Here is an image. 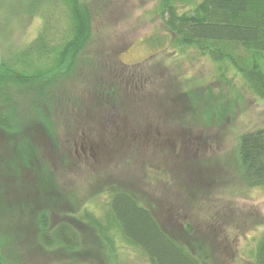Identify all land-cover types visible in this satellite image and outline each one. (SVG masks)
<instances>
[{
    "label": "rangeland",
    "instance_id": "1",
    "mask_svg": "<svg viewBox=\"0 0 264 264\" xmlns=\"http://www.w3.org/2000/svg\"><path fill=\"white\" fill-rule=\"evenodd\" d=\"M92 3L91 47L79 60L92 56L103 63L101 71L113 70L106 79L117 86L115 97L99 102L92 96L94 83L86 85L80 68L72 78H59L66 102L50 109L53 138L48 141L40 128L33 130V138L25 139L31 146L38 139L42 148L27 146L30 157L21 159L23 171L0 172V260L150 264L117 235L111 250L87 225L88 216L105 212L113 185L156 203L157 216L176 231L192 229L198 245L206 241L204 264H255V245L264 234V185L242 182L236 160L241 135L264 128V100L229 64L176 46L159 0ZM190 7L178 4V11ZM43 26L50 27L49 45L62 43L69 26L63 0H0V65L12 68ZM38 55L19 67L49 69ZM130 79L137 84L128 86ZM30 114L16 100L14 119L21 122ZM11 140L0 133V171L7 167ZM28 204H48L53 220L74 223L85 241L71 254L42 249L25 215Z\"/></svg>",
    "mask_w": 264,
    "mask_h": 264
},
{
    "label": "trees",
    "instance_id": "2",
    "mask_svg": "<svg viewBox=\"0 0 264 264\" xmlns=\"http://www.w3.org/2000/svg\"><path fill=\"white\" fill-rule=\"evenodd\" d=\"M29 1L37 3L39 0ZM47 1L54 3L57 0ZM63 1L69 26L62 43L49 45L47 38L50 27L43 26L37 40L19 55L12 68L0 65V133L4 132L13 138L7 145L11 151L8 153L10 157L5 155L7 167L0 171L3 175L23 171L26 164L21 159L26 158V155L30 157V153L25 150L28 145L31 146L30 140L25 137L28 135L33 138V130L40 128L48 141L53 138V132L49 130H52L50 109L66 102L59 78H72L80 68V71H85L83 81L87 82L86 85L94 83L92 96L98 97L99 102L103 103L101 99L104 97H115L117 86L106 79L113 70L101 71L103 63L92 56L79 60V55L91 47L92 0ZM178 4L191 7L181 12L178 11ZM159 9L176 46L192 47L219 65L229 64L240 74L248 89L264 100V0H201L195 4L192 0H159ZM38 52L44 55H38ZM34 53L39 57L44 56L42 60L50 64L49 69L32 72L19 67L20 62L30 64V56ZM113 66L109 67L113 69ZM94 71H97L96 79L93 78ZM60 72L66 75L61 76ZM126 83L134 86L137 81L130 79ZM126 83L123 84L126 86ZM16 100L25 104L31 113L21 122L14 119ZM31 141L34 145L31 147L42 148L43 143L38 139ZM17 155L19 158H16ZM236 170L246 185H264V128L241 135ZM118 187H108L109 199L101 217H87L90 231L104 245L111 248L117 235L138 249L150 264L205 263L206 241L198 245L191 237L192 229L181 227L176 231L157 216L156 203ZM47 205L39 204L36 207L28 204L24 210L25 215L32 219L30 224L35 226V242L47 251L71 254L82 240L85 241V234L75 231L74 223L67 222L66 218L53 220V213ZM33 208L36 211L30 215L32 212L29 211ZM253 255L255 264H264V234L257 241ZM0 264H3L1 260ZM71 264L81 263L75 261Z\"/></svg>",
    "mask_w": 264,
    "mask_h": 264
}]
</instances>
